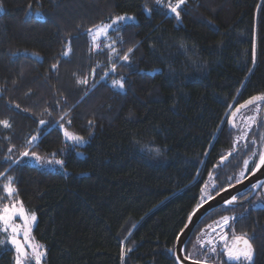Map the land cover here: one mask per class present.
<instances>
[{
	"label": "trees",
	"instance_id": "obj_1",
	"mask_svg": "<svg viewBox=\"0 0 264 264\" xmlns=\"http://www.w3.org/2000/svg\"><path fill=\"white\" fill-rule=\"evenodd\" d=\"M123 14L137 21L98 41L104 48L115 40L121 54L134 49L130 64L117 61L113 73L106 48L89 54L86 30ZM66 39L72 52L62 58ZM93 68L95 81L77 85L73 73L84 77ZM121 77L124 89L113 88ZM0 88V120L12 124L0 126V173L13 177L18 196L12 199L37 215L34 235L45 246V264H175L169 249L175 251L201 189L207 183L215 196L244 170L251 152L244 140L233 151L234 141L247 132L257 152L246 178L264 151V104L255 114V106L241 110L236 127L229 126L238 104L264 94V0H187L179 21L155 0H0ZM251 110L255 123L247 131L243 120ZM40 119L47 124L41 127ZM56 121L86 145L67 141ZM33 135L39 141L30 146ZM25 150L56 153L64 170L26 164ZM4 183L0 177V206L10 202ZM251 192L211 211L185 255L249 264L228 261L220 238L214 258L196 245L201 230L235 215L243 217L236 234L246 233L253 246L250 264H264V198L248 200ZM0 264H15V251L0 248Z\"/></svg>",
	"mask_w": 264,
	"mask_h": 264
},
{
	"label": "snow or ice",
	"instance_id": "obj_2",
	"mask_svg": "<svg viewBox=\"0 0 264 264\" xmlns=\"http://www.w3.org/2000/svg\"><path fill=\"white\" fill-rule=\"evenodd\" d=\"M187 0H175V3L172 2V0H155V4L159 7L167 9V11L174 15L176 20H180L181 18V8L182 5L186 4ZM31 7V6H29ZM144 11L151 14L152 9L148 8L147 5H145ZM131 23L136 22V18L134 16H130L127 14L123 15H117L114 18H112L107 23H101L98 25H95L91 28H88L86 30L87 35L90 37L91 43L89 47V54L93 52H103L104 48L107 49V56L110 61V66L108 68L109 72H115L117 69V61H123L128 64H130V54L134 51L132 48H128L123 54L115 47L116 41L113 40L111 43H107L104 48H101L100 43H98V38L103 36L105 39H110L109 32H119L121 30V25H127ZM72 40L66 39L64 42V50L61 53L62 58H68L70 56V53L72 52ZM59 67V61L56 63H53L51 65L52 70L55 72L56 69ZM96 67L103 68L102 65L99 63ZM95 72L96 69L93 68L90 70L89 74L87 76L81 77L77 75L76 73H73V75L76 77V84L77 85H83L87 86L89 84V79H92L95 81ZM107 76V73H104V75L101 76V79H104ZM95 86V83H93V87ZM112 87L118 88L120 90H123L125 87L124 78L121 77L120 79H114L112 81ZM4 89L0 88V95H3ZM85 95H87V92H85ZM67 100L65 99V103ZM11 104V102H9ZM59 101H57V106L59 105ZM264 104V94L251 96L243 103L238 104L236 106L235 110L230 113V119L229 123L233 128L236 127L235 124V117L238 113H240L241 109H247L249 106H255V111L259 112L260 105ZM16 109H20L19 104L13 105ZM21 111H28V109H21ZM45 111L48 113V115H51V110L45 109ZM67 115V113H65ZM228 115V114H226ZM252 123H255V117H249L248 118ZM60 120H64V117L61 116ZM59 128L62 130L63 136L73 142L74 144H81L85 142V139L83 136L75 134L71 131H69L67 128H65L63 123H60V121L55 122ZM67 123H71V121H67ZM38 124L43 127L45 124H47V121L44 119H40L38 121ZM89 124L91 125L92 122L89 121ZM0 126H2L5 129H10L12 127V124L9 120H0ZM247 131H251V126H249ZM261 139H264V137H261ZM240 140H244L245 144L244 147L248 149L251 154L249 155L248 159L243 161L244 164V170L240 172V175L236 179V183H241L243 179H245V171L248 168L249 162L253 160L254 157L257 156V152L249 148L248 145V135L247 132H244V134L239 137L236 141H234L233 151L236 150V145L240 143ZM39 136L33 135L31 138L27 141V144L32 146L34 142L38 143ZM252 148H255L256 141L253 139L251 141ZM13 149L10 147L8 149V152L11 153ZM158 152L159 150L156 149ZM21 157H28L30 160H33L36 162V164L40 167H45L47 165H60L63 167L64 161L60 159H54L56 156V153H51L52 158H45L38 153L34 151L25 150L21 154ZM232 151L227 153V156H231ZM227 156H224L221 158V163L224 159H227ZM6 159L11 160L12 163L19 164L20 160L16 159L13 160L11 156L6 157ZM264 167V151L259 153L258 160L253 164L252 167V175H255L257 171H260V169ZM211 175V174H210ZM0 177H4L6 179V183L3 185V192L5 193V196L9 199V203L3 204L0 206V225H2V228L0 230L4 232H8L9 229H11L12 235L9 238V243L15 246V249L17 253H19L21 256H29V251L25 249V244H27L28 249H30V255L34 257L35 264H41V257L46 254V252L43 250L44 246L39 243H33L32 238H30L31 233V227L36 221V215L34 212H30L27 210L24 206V203L22 200L19 199H12L13 197L18 196V189L15 187L13 182V177L11 175H6L0 173ZM234 186V185H232ZM213 187H215V184H213ZM254 188L258 187H264V184H254ZM208 189V184L206 183L204 185V188L201 189V196L199 197L198 201L194 204L191 212L188 214L187 221L184 224V228L187 229L189 225L192 223L193 217L197 216V212L200 211L201 208L204 207L208 201H211L215 199V196H213L210 191H206ZM224 191H228L227 188L224 189ZM216 195H220V189H217ZM4 197H0V200H3ZM237 201L236 196H231L225 201V206L233 205ZM17 218H19L20 222H17ZM199 219V217H197ZM243 219V217H237L235 215H222L218 220L213 221V224H209L206 229L201 230L200 235L196 237V245H199L200 249H205L207 246V251L212 253L213 258L216 254V243L212 239H201V237H204L210 232H217V230H220L221 236V242L223 247V255L227 257L228 261H241L243 258L244 260L249 261V264L252 259L253 255V248L252 245L247 238V234L243 233L240 235H237L235 232V222L238 220ZM227 229L228 231L225 232L224 230ZM20 231H23V241L24 243H21V241L17 238ZM229 233L231 234L229 237ZM131 235V233H129ZM184 235V230L182 229L178 234L176 235L177 242L180 243V250L183 251L186 247L181 242V236ZM2 243V241H0ZM196 245L193 246V251L196 249ZM127 251H131V249H128ZM170 252H172V255L175 258V264H185V261H189L190 264H209V256L207 254H203L202 258L198 255L197 257H194L191 253L186 255H177V253L171 249H169ZM124 254V250L122 249V257ZM16 264H21L20 256L17 257Z\"/></svg>",
	"mask_w": 264,
	"mask_h": 264
},
{
	"label": "water",
	"instance_id": "obj_3",
	"mask_svg": "<svg viewBox=\"0 0 264 264\" xmlns=\"http://www.w3.org/2000/svg\"><path fill=\"white\" fill-rule=\"evenodd\" d=\"M254 184H264V167L260 169V171H257L255 175H251L245 180H243L241 183H237L232 187L227 188L228 191H222L220 192V195H215V199L208 201L204 205L203 208L200 209L199 212H197V216L193 217L192 223L189 225L187 229L184 228V235L181 236V242L186 246L187 242L192 237L194 231L200 224V222L213 210L222 207L225 205V201L230 198L231 196H238L242 193H244L246 190H248L250 187H252ZM261 189V187L255 188L252 196L249 200H251ZM199 217V219H197ZM251 243V242H250ZM252 245V244H251ZM253 248V246H252ZM175 252L177 255H185L184 250H180V243L177 242ZM185 264H190L189 261H185ZM212 264V263H209Z\"/></svg>",
	"mask_w": 264,
	"mask_h": 264
},
{
	"label": "rangeland",
	"instance_id": "obj_4",
	"mask_svg": "<svg viewBox=\"0 0 264 264\" xmlns=\"http://www.w3.org/2000/svg\"><path fill=\"white\" fill-rule=\"evenodd\" d=\"M130 16H134V17L136 18L135 15H130ZM136 21H137V18H136ZM129 23H131V22H129ZM110 33H111V31L109 32V34H110ZM103 38H104L103 36L99 37V38H98V41L101 40V39H103ZM98 41H97V42H98ZM254 109H255V107H253L252 110H254ZM252 110H251V111H252ZM253 112H254V111H252L251 113H248L249 115H248L247 117H245V119L243 120L244 123L249 124V123L251 122L248 118H249V117H254V116H253ZM255 113H256V111L254 112V114H255ZM64 126H65V125H64ZM65 128H67V127L65 126ZM67 129H68V128H67ZM68 130H69V129H68ZM69 131H70V130H69ZM71 132H72V131H71ZM65 139H66V138H65ZM66 140H67V139H66ZM67 141H69V140H67ZM69 142H71V141H69ZM72 143H73V142H72ZM73 144H74V143H73ZM76 145H78V146H85V145H86V141H85L84 143L76 144ZM79 155L82 156L83 153H82V152H79ZM45 158H49V159H51L52 157H45ZM54 159H58V158H54ZM60 160H61V159H60ZM24 162H25L26 164H30V165L37 166V167H39V168H41V169L52 170V171H54V170H60V171H63V170H64V165H63V167H61L60 165H55V164H53V165H47V166H45V167H40V166H38V165L36 164L35 161L30 160L28 157H26V159H25ZM206 191H211V187H210V185H208V189H206ZM263 194H264V189H263ZM35 215H36V214H35ZM37 221H38V218H37V215H36V221L34 222V224H33L32 227H31L30 238H32V242H33V243H39V244H41V245L44 246V244H42L40 241H38V240L35 238V235H34V230H35V228H36V226H37ZM17 222H20V221H19V218H17ZM0 228H2V225H0ZM0 232H1V234H2V238H1V240H0V241H2V243H0V248H3V246H5V247H8V248L13 249V250L15 251V264H16V261H17V257H18V256H20L21 264H35V259H34V257H32V256L30 255V249H28L27 244H25L24 246H25V249L29 251V256L25 257V256H21L19 253H17V251H16V249H15V246L12 245L11 243H9V238H10V236L12 235V233H11V229H9L8 232H4V231H2V230H0ZM209 233H210V234H207V233H206V235H205L204 237H202V239H212V240H213V238H214V237H213L214 232H210V230H209ZM220 236H221V233H220V230L218 229L217 232H215V243L217 242L216 240H218V239L220 238ZM17 238L21 241V243H24V241H23V231H20V233H19V235H18ZM206 247H207V246H206ZM43 250L46 252L45 246H44ZM45 259H46V254H45L44 256L41 257V264H45Z\"/></svg>",
	"mask_w": 264,
	"mask_h": 264
},
{
	"label": "flooded vegetation",
	"instance_id": "obj_5",
	"mask_svg": "<svg viewBox=\"0 0 264 264\" xmlns=\"http://www.w3.org/2000/svg\"><path fill=\"white\" fill-rule=\"evenodd\" d=\"M261 105H262V104H261ZM261 105H260V107H262ZM241 110H243V109H241ZM244 119H245V118H244ZM243 123H244V122H243ZM244 124H246V123H244ZM249 124H250V123H249ZM249 124H246V126H245V130L248 129ZM229 126L231 127V124H230V123H229ZM251 175H252V174H251ZM251 175H250V176H251ZM247 178H248V177H247ZM231 187H232V186H231ZM250 189H252V192L250 193V196L248 197V200H249L250 197L252 196V194H253L255 188L252 186V187H250L248 190H250ZM263 189H264V187H261V189L258 191V193H257V194H256L251 200H253L254 198H256V196L259 195V194H260V196H261L262 198H264ZM248 190H246L245 192H247ZM245 192H244V193H245ZM262 205H263V203H262ZM213 237H214L213 240H214V242H215V232H214ZM252 257H254V253H253Z\"/></svg>",
	"mask_w": 264,
	"mask_h": 264
}]
</instances>
